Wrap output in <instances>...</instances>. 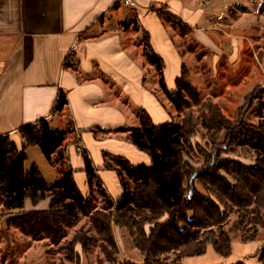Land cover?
<instances>
[{
    "label": "crops",
    "instance_id": "1",
    "mask_svg": "<svg viewBox=\"0 0 264 264\" xmlns=\"http://www.w3.org/2000/svg\"><path fill=\"white\" fill-rule=\"evenodd\" d=\"M132 2L128 7L120 0H0V137L8 135L18 145L20 128L39 121L67 133L66 159L84 197L89 188L81 152L91 160L107 197L116 201L123 188L116 173L104 169L105 160L113 156L133 167L149 166L148 155L127 140L128 131L140 126L139 111L157 125L171 120L168 105L158 96V81L156 86L145 78L152 65L141 30L164 62L170 92L182 57L170 29L149 11L152 4H166L185 28L206 34L233 8L240 10H233L237 24L264 22V0ZM62 93L67 105L57 110ZM40 158L45 161L42 153ZM122 176L128 177L123 171ZM261 244L234 242L225 259L210 247L180 264H261L255 254Z\"/></svg>",
    "mask_w": 264,
    "mask_h": 264
},
{
    "label": "trees",
    "instance_id": "2",
    "mask_svg": "<svg viewBox=\"0 0 264 264\" xmlns=\"http://www.w3.org/2000/svg\"><path fill=\"white\" fill-rule=\"evenodd\" d=\"M167 8L166 4L158 3L152 4L149 11L163 22L174 24L180 31L185 30L179 18L169 13ZM141 35L145 57L158 72V86L163 95L176 112L191 107L189 101L191 97H196V91L188 84L183 63L179 77L175 79V89L170 92L164 82L162 58L153 52L148 34L141 30ZM56 104L57 110L67 105L63 93L59 94ZM262 108L264 101L260 102L259 113H262ZM208 112L211 113L208 121L211 126L203 122L206 127L230 133V143L244 146L255 154L253 165H244L237 160L224 159L220 153H213L211 157L203 155L207 160L204 166L192 167L184 158L190 157L189 153L193 152L189 142L190 129L184 122L176 124L171 119L157 125L144 111H139L140 126L128 131L127 140L146 153L151 163L149 166L133 167L124 159L109 156L104 169L119 173L123 188L122 196L111 201L97 178L91 160L85 152H81L88 188L93 189L95 180L98 194L107 203L106 209L95 210L89 217L91 231L110 262L114 263L111 257H115L113 253H116L112 227L128 231L134 248L143 258L142 264H171L169 255L175 256L179 262L184 257L203 255L210 247L220 257L228 258L232 244L236 242L233 232L238 230L243 242L258 240L257 233L263 226L264 213V119L257 128L240 123L231 127L217 109L211 108ZM195 123L193 121L192 126ZM123 132L127 130L123 129ZM18 134V145L8 135L0 137V206L8 213L16 212L9 219V225L33 239L44 236L56 244L66 237L67 228L73 226L79 216L90 213V203L77 189L73 170L66 159L64 141L67 133L52 130L46 121H39L20 128ZM33 147L39 148L48 164H66L65 170H62V164L58 168L59 179L49 184L37 165L27 167V150ZM111 162L118 163L113 166ZM122 171L134 181L132 192L124 183ZM195 182L210 196L199 193ZM46 199H49L46 210L25 209L27 200L35 207ZM233 212L237 217L234 231H225L223 222ZM166 216L165 221H161ZM92 243L93 237H87L83 232L77 234L66 245L69 251L67 259L75 262L77 254L74 245L87 250ZM255 254L264 264V242ZM121 264L134 263L125 261ZM236 264L244 263L239 261Z\"/></svg>",
    "mask_w": 264,
    "mask_h": 264
},
{
    "label": "rangeland",
    "instance_id": "3",
    "mask_svg": "<svg viewBox=\"0 0 264 264\" xmlns=\"http://www.w3.org/2000/svg\"><path fill=\"white\" fill-rule=\"evenodd\" d=\"M233 10L240 13L238 8H233L227 18L220 19L216 28L207 34L189 28L180 31L174 24L164 22L170 29L173 43L182 57L184 69L187 71L188 84L195 89L196 97H191L189 101L191 107L182 108L176 112L160 89L157 90L158 96L164 104L168 105L173 122L177 124L183 121L186 128L190 129L189 142L193 152L189 153L190 157L184 156V158L195 168L206 164L207 160H204V154L211 157L213 153H220L224 159L237 160L249 166L253 165L255 161V154L251 150L239 144L230 143V133L225 130H214L215 127L209 129L203 123L207 122L210 125L208 121H210L211 113L208 112V109L211 108L217 109L224 121L231 127L240 123L246 127L257 128L264 119V108L261 109L262 113L258 111L260 102L264 101V22L257 23L249 20L245 24H237L238 13L235 14ZM151 72L145 74V78L148 83L156 85L158 72L153 66ZM64 118L66 121L68 120L66 116ZM193 121L196 122L194 126H192ZM40 154L38 147L30 148L27 151L26 165L27 167L30 164L37 165L45 181L51 184L60 178L58 173L60 164H62V170L67 168L66 164H48L40 158ZM117 163L111 162L113 166H116ZM114 173L120 183L119 173L116 171ZM124 183L132 192L134 181L130 177L124 176ZM95 185L94 180L93 189L89 188V195L86 196L90 203V213L79 216L78 221L67 228L66 237L56 244H52L44 236L33 239L21 233L12 224L9 225V219L16 212L8 213L0 206V264H121L125 261L142 264L143 258L134 248L132 237L125 229L119 230L112 227L116 244V253H113L115 257H111L114 263L110 262V259H107L103 253L101 243L91 231L89 216L95 210L106 209L107 203L98 194ZM194 185L199 193L207 197L210 196L198 182H195ZM48 203L49 199H46L33 207L27 200L24 205L26 210H46L49 208ZM166 218L167 216L161 221H165ZM262 218L263 226L258 229L257 233V241L261 243L264 242V213ZM236 219L234 212L229 213L223 222V229L225 231L233 230ZM145 229L148 233V226ZM216 230L215 228L214 231ZM81 232L87 237H93L94 243L87 250H83L78 244L74 245L77 257L75 262H71L66 257L69 252L66 245ZM233 236L236 242L242 241L239 230L234 231ZM168 257L171 264L181 263L176 260L175 256L169 255Z\"/></svg>",
    "mask_w": 264,
    "mask_h": 264
},
{
    "label": "built area",
    "instance_id": "4",
    "mask_svg": "<svg viewBox=\"0 0 264 264\" xmlns=\"http://www.w3.org/2000/svg\"><path fill=\"white\" fill-rule=\"evenodd\" d=\"M120 2H122L125 6H128V7L134 6V2H132V0H120Z\"/></svg>",
    "mask_w": 264,
    "mask_h": 264
},
{
    "label": "water",
    "instance_id": "5",
    "mask_svg": "<svg viewBox=\"0 0 264 264\" xmlns=\"http://www.w3.org/2000/svg\"><path fill=\"white\" fill-rule=\"evenodd\" d=\"M193 180V179H192Z\"/></svg>",
    "mask_w": 264,
    "mask_h": 264
}]
</instances>
